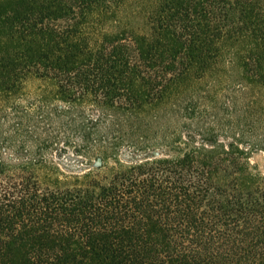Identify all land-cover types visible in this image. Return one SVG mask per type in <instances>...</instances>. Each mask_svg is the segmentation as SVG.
Listing matches in <instances>:
<instances>
[{
    "label": "trees",
    "instance_id": "1",
    "mask_svg": "<svg viewBox=\"0 0 264 264\" xmlns=\"http://www.w3.org/2000/svg\"><path fill=\"white\" fill-rule=\"evenodd\" d=\"M253 89L264 0H0V264H264Z\"/></svg>",
    "mask_w": 264,
    "mask_h": 264
},
{
    "label": "rangeland",
    "instance_id": "2",
    "mask_svg": "<svg viewBox=\"0 0 264 264\" xmlns=\"http://www.w3.org/2000/svg\"><path fill=\"white\" fill-rule=\"evenodd\" d=\"M133 20H135L134 23L139 21L138 18L137 20L132 19V21ZM42 90H44V88H40L37 83L35 84L32 82L27 85L25 91L23 90L22 93L26 94L28 97H33L43 93ZM25 97L26 96H24V98ZM254 97L258 98L256 106L254 104L250 105V102ZM236 106H238L240 115H243L241 119L239 118L240 129L247 130L249 132L246 134L247 137L257 139V141H259V148H263L257 149L255 150V153L251 154L250 163L255 168L256 172L264 176V99L258 94L256 89H253L238 97ZM223 113V116L225 117L223 120L226 124V119L230 116L226 114L227 111L225 109L223 110ZM228 113L231 114L230 111H228ZM226 135L228 134L226 133ZM96 164L97 163H95V165Z\"/></svg>",
    "mask_w": 264,
    "mask_h": 264
}]
</instances>
